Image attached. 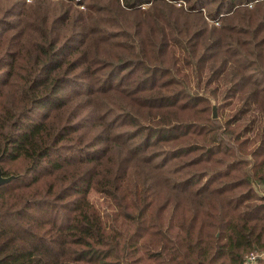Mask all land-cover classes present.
Here are the masks:
<instances>
[{"label": "trees", "instance_id": "trees-1", "mask_svg": "<svg viewBox=\"0 0 264 264\" xmlns=\"http://www.w3.org/2000/svg\"><path fill=\"white\" fill-rule=\"evenodd\" d=\"M0 170V264L264 253V0H0Z\"/></svg>", "mask_w": 264, "mask_h": 264}, {"label": "rangeland", "instance_id": "rangeland-1", "mask_svg": "<svg viewBox=\"0 0 264 264\" xmlns=\"http://www.w3.org/2000/svg\"><path fill=\"white\" fill-rule=\"evenodd\" d=\"M177 6V4H176ZM231 106H220L218 112H217V106L214 103V101L212 102V109L215 108L216 111V116L217 114H219L222 117H225L227 115L230 114L231 111ZM88 200L90 201V203H92L100 213H103L105 211V204L102 200V198L95 192H90L88 195ZM257 264H264V259L263 260H259Z\"/></svg>", "mask_w": 264, "mask_h": 264}, {"label": "built area", "instance_id": "built-area-1", "mask_svg": "<svg viewBox=\"0 0 264 264\" xmlns=\"http://www.w3.org/2000/svg\"><path fill=\"white\" fill-rule=\"evenodd\" d=\"M179 5L180 4L178 3L177 6ZM263 259H264V253L258 254L255 252H251L244 256L241 264H257L259 260H263Z\"/></svg>", "mask_w": 264, "mask_h": 264}, {"label": "water", "instance_id": "water-1", "mask_svg": "<svg viewBox=\"0 0 264 264\" xmlns=\"http://www.w3.org/2000/svg\"><path fill=\"white\" fill-rule=\"evenodd\" d=\"M212 118L215 119L216 118V111L215 108L212 109ZM15 177L11 176V177H3L1 170H0V186L7 184L9 182H11Z\"/></svg>", "mask_w": 264, "mask_h": 264}]
</instances>
